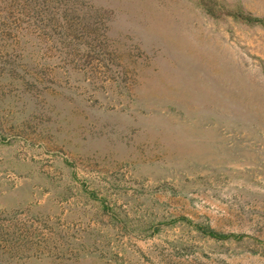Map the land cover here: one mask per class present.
<instances>
[{
	"label": "rangeland",
	"instance_id": "rangeland-1",
	"mask_svg": "<svg viewBox=\"0 0 264 264\" xmlns=\"http://www.w3.org/2000/svg\"><path fill=\"white\" fill-rule=\"evenodd\" d=\"M0 264H264V0H0Z\"/></svg>",
	"mask_w": 264,
	"mask_h": 264
},
{
	"label": "trees",
	"instance_id": "trees-1",
	"mask_svg": "<svg viewBox=\"0 0 264 264\" xmlns=\"http://www.w3.org/2000/svg\"><path fill=\"white\" fill-rule=\"evenodd\" d=\"M248 22H249L250 24H257V23H260V21H258V20H256V19H252V18H249V19H248Z\"/></svg>",
	"mask_w": 264,
	"mask_h": 264
}]
</instances>
